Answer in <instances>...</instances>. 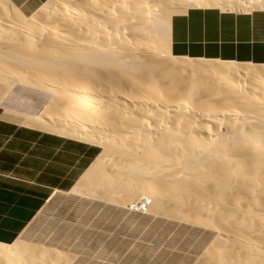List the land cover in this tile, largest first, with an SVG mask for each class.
<instances>
[{"label":"bare ground","instance_id":"obj_1","mask_svg":"<svg viewBox=\"0 0 264 264\" xmlns=\"http://www.w3.org/2000/svg\"><path fill=\"white\" fill-rule=\"evenodd\" d=\"M189 8L250 13L264 0H49L29 16L0 0V104L16 86L49 95L0 119L100 149L49 199L85 197L193 237L145 252L147 264H264V66L173 56L170 19ZM22 234L0 243V264L78 263Z\"/></svg>","mask_w":264,"mask_h":264},{"label":"crops","instance_id":"obj_2","mask_svg":"<svg viewBox=\"0 0 264 264\" xmlns=\"http://www.w3.org/2000/svg\"><path fill=\"white\" fill-rule=\"evenodd\" d=\"M10 1L29 15L47 0ZM169 28L173 56L264 65V10L189 8L173 15ZM91 148L0 119V243H12L53 192L73 186Z\"/></svg>","mask_w":264,"mask_h":264},{"label":"rangeland","instance_id":"obj_3","mask_svg":"<svg viewBox=\"0 0 264 264\" xmlns=\"http://www.w3.org/2000/svg\"><path fill=\"white\" fill-rule=\"evenodd\" d=\"M48 99L47 94L16 86L3 99V106L35 114ZM91 149L90 163L100 152L99 148ZM56 195L25 227L22 239L77 255V264H147L145 252L148 257L159 256L178 243L183 250L188 246L183 239H193L160 218L125 215L85 197Z\"/></svg>","mask_w":264,"mask_h":264},{"label":"built area","instance_id":"obj_4","mask_svg":"<svg viewBox=\"0 0 264 264\" xmlns=\"http://www.w3.org/2000/svg\"><path fill=\"white\" fill-rule=\"evenodd\" d=\"M133 213L135 214H142L146 210V200L143 199L142 201H139L137 204H135L133 207Z\"/></svg>","mask_w":264,"mask_h":264}]
</instances>
